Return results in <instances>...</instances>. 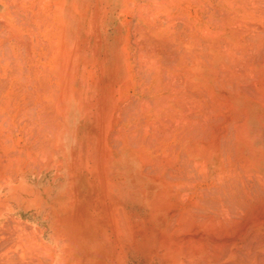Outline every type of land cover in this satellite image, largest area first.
<instances>
[{
	"label": "rangeland",
	"instance_id": "obj_1",
	"mask_svg": "<svg viewBox=\"0 0 264 264\" xmlns=\"http://www.w3.org/2000/svg\"><path fill=\"white\" fill-rule=\"evenodd\" d=\"M162 1L164 5H161ZM139 4L152 11L159 6L170 7L166 0H14L17 13L14 27L18 28L16 32L19 35L25 34L24 38L28 34L29 54L13 58L14 77L20 72H26L27 76L23 79L17 74L20 78L17 77L15 82L19 91L22 82L27 81L26 93H17L14 118L21 113L24 116L13 120L12 150L0 153V257L3 259L13 257L18 262L28 261V264L34 259L32 264H171L162 258V246L156 242L159 227L155 220L157 205L144 199L139 191L143 189L140 174H152L156 169H152L155 167V146L153 142L148 143L147 138L137 137L133 123L136 120L129 119L134 115L137 101H143L148 94L152 96L147 85L154 82L153 78L145 79L152 69L148 67V60L144 61L146 57H142L144 64L139 58V47L145 40L142 37L148 33V38H151V33L157 34L150 20L164 27L169 18L164 12H157L153 14V20L144 19L145 14L140 13ZM176 6L171 10L176 15V21L172 17L173 28H181L188 21V26L192 24L190 26L194 28L197 19L193 15L194 9L189 8L192 12L188 14V11L180 10L179 3ZM202 7L204 13L211 10L207 9L206 1ZM215 11L213 15L218 16V11ZM3 12L4 7L0 4V14ZM180 12L183 13L181 16ZM190 26L180 36L177 31L178 35L174 32L173 36L182 37L192 29ZM136 30L145 34L140 36ZM161 34L156 37H161ZM161 56L166 57L159 54ZM25 106L31 107L29 112ZM24 129L28 135L22 133ZM38 131L42 135H38ZM128 135H133L135 140ZM136 138H140V142ZM144 155L148 159L146 163H143ZM10 158H16L17 163ZM149 163L152 165H147ZM130 166L133 171L127 169ZM134 171L138 173L133 174ZM135 176L137 182L134 181ZM60 213L71 217L88 214L104 221L91 222V227L83 232L72 229L65 231V236H58L63 232H58V222L53 219ZM44 214L52 220L41 221ZM9 215L26 217L28 222L12 219ZM59 224L61 227L64 224L69 226V222ZM73 224L79 225L80 222H70L71 226Z\"/></svg>",
	"mask_w": 264,
	"mask_h": 264
},
{
	"label": "bare ground",
	"instance_id": "obj_2",
	"mask_svg": "<svg viewBox=\"0 0 264 264\" xmlns=\"http://www.w3.org/2000/svg\"><path fill=\"white\" fill-rule=\"evenodd\" d=\"M205 1L207 9H211L207 13L202 9ZM166 3L170 4L169 8L159 6L153 11L139 4L140 13L145 14L144 19L153 20L157 12H164L169 19L164 27L160 22L161 25L150 20L157 34L151 33V38H148L150 33L146 31L148 34L142 37L145 38L141 42L143 46L136 43L141 46L140 61L144 64L148 60L149 66L147 63L146 66L152 69L145 79L153 78L154 82L150 85L146 82L152 96L148 94L144 100L141 97L143 101L139 103L136 99L134 115H131L133 111L130 112L132 117L129 118L136 120L133 123L137 137L147 138L148 143L153 142L155 146V167L152 169H156L152 174L139 173L143 187L139 191L144 199L157 205L155 220L159 222V229L156 242L162 246V258L171 264H264V0H166ZM177 3L180 10L188 11V14L189 8L194 9L193 15L197 17L194 28L190 24L192 29L180 39L177 37L189 27L190 21L181 28H173L175 11L172 13L171 10ZM0 4L4 7L0 14V153H4L11 148L13 120L24 116L18 111L23 116L17 113L18 117L14 118L17 93H26L27 81L22 82L19 91L15 82L17 77L26 79L27 76L26 72H20L14 77L13 58L27 57L29 36L27 34L24 38L25 34L22 36L16 32L14 0H0ZM220 8L224 11L221 12ZM214 10L218 11V16L213 15ZM34 23L39 25L37 21ZM174 32L178 36H173ZM142 34L139 33L140 36ZM158 34L162 36L156 37ZM159 54L166 57H159ZM142 57H146L144 61ZM30 108L25 106L28 112ZM25 134L28 135L27 132ZM133 135L128 136L135 140ZM142 159L143 163L148 161L145 155ZM14 160L17 163L16 158L11 159L12 162ZM150 163L147 165H152ZM127 169L133 171L132 166ZM10 251L12 254V249ZM10 254L7 255L12 256ZM4 258L0 257V264H28V261L18 262L13 257Z\"/></svg>",
	"mask_w": 264,
	"mask_h": 264
},
{
	"label": "crops",
	"instance_id": "obj_3",
	"mask_svg": "<svg viewBox=\"0 0 264 264\" xmlns=\"http://www.w3.org/2000/svg\"><path fill=\"white\" fill-rule=\"evenodd\" d=\"M60 199V198H59ZM58 199V200H59ZM58 204L61 205V203L58 201ZM64 204V203H63ZM9 217H12V219H19V220H22V221H25V222H28V219L25 217L24 219H22L23 216H20V215H9ZM50 220L52 219H49V215L48 214H44V216L41 218V221H45V222H49ZM53 221H56L58 222V225L56 226V229H58V232H63L61 235L58 233V236H65V231H68L69 230H76V229H79L81 230L82 232L86 229H89L87 227H91V222H102L104 221L103 219H94L92 215H88V214H80V215H77L75 217H71V215H65L64 213H60V214H57V217L56 219ZM66 223V222H69V226L66 227L65 224L61 227L59 223ZM70 222L71 223H78L80 222V224H73V226L70 225ZM42 229H47V228H43ZM62 229V230H61ZM54 231V230H53Z\"/></svg>",
	"mask_w": 264,
	"mask_h": 264
}]
</instances>
